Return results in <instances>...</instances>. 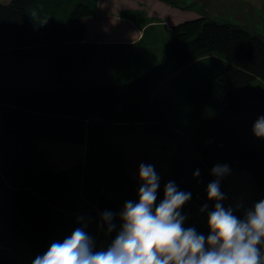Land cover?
<instances>
[{
  "label": "trees",
  "instance_id": "16d2710c",
  "mask_svg": "<svg viewBox=\"0 0 264 264\" xmlns=\"http://www.w3.org/2000/svg\"><path fill=\"white\" fill-rule=\"evenodd\" d=\"M98 3L0 0L3 222L37 256L77 228L93 239L95 250H106L121 230L125 203L138 202L141 186L112 137L118 114L127 129L139 127L173 142L156 204L170 181L190 193L185 204L200 205L207 217L182 205L185 229L207 238L208 215L217 203L209 200L207 187L219 179L228 195L225 178L236 169L249 174L254 192L241 205L220 203L243 220L264 200V146L248 142L231 115L245 100L264 104V34L208 15L178 37L174 27L129 7L121 16L140 26L135 41H87L86 20ZM43 138L83 143L84 154L56 168L39 146ZM216 165L229 171L216 177ZM105 212L113 216L111 232ZM259 247L264 254V243ZM0 264L15 263L0 251Z\"/></svg>",
  "mask_w": 264,
  "mask_h": 264
},
{
  "label": "clouds",
  "instance_id": "9594fccd",
  "mask_svg": "<svg viewBox=\"0 0 264 264\" xmlns=\"http://www.w3.org/2000/svg\"><path fill=\"white\" fill-rule=\"evenodd\" d=\"M254 129L264 135V117ZM228 171L227 166L216 165L212 174L221 177ZM139 178L138 202L125 203L121 230L106 250H95L93 239L77 228L62 242H53L34 264H264L259 247L264 243V200L239 219L220 203L224 195L219 179L212 181L208 198L217 203L208 215L210 234L205 238L195 229L183 227L185 218L178 210L190 193L178 190L170 181L157 205L160 177L154 167L142 163ZM102 219L111 232L115 228L112 214L105 212Z\"/></svg>",
  "mask_w": 264,
  "mask_h": 264
},
{
  "label": "rangeland",
  "instance_id": "374dc122",
  "mask_svg": "<svg viewBox=\"0 0 264 264\" xmlns=\"http://www.w3.org/2000/svg\"><path fill=\"white\" fill-rule=\"evenodd\" d=\"M129 7L144 9L166 26L174 27L178 37L184 36L192 25L200 23L208 15L238 22L264 34V0H99L94 17L88 21L87 35L97 41H135L140 36V26L121 16V11ZM163 90L156 91V94H161ZM145 103L143 100L142 105L145 106ZM231 117L236 129L246 135L248 142L264 146V135H258L254 129L257 120L264 117V104L245 100L238 113H233ZM112 137L124 154L127 170L137 181L141 183L139 166L142 163L152 165L159 177L166 173L167 158L174 148L173 142L139 127L127 129L119 114ZM179 139L187 154L193 156L190 143L183 137ZM39 143L56 168L78 161L84 154V144L80 142L43 138ZM225 186L229 194L222 192L224 199L220 202L230 207L244 204L254 192L249 174L240 169L225 178ZM182 207L195 215L207 217L204 208L196 203ZM0 251L15 264H34L38 257L1 217Z\"/></svg>",
  "mask_w": 264,
  "mask_h": 264
},
{
  "label": "crops",
  "instance_id": "0c3cea01",
  "mask_svg": "<svg viewBox=\"0 0 264 264\" xmlns=\"http://www.w3.org/2000/svg\"><path fill=\"white\" fill-rule=\"evenodd\" d=\"M94 16H92L91 18H93ZM91 18H89V19H91ZM89 19H87L86 20V40H89V41H96V42H106V41H97V40H95L94 38H92V37H90V36H88L87 35V29H88V21H89ZM112 42H119V41H112ZM41 140V139H40ZM40 140H39V142H40ZM40 144V143H39ZM40 146V145H39ZM42 149V148H41ZM45 153V152H44ZM46 154V153H45ZM47 155V154H46ZM48 157V156H47ZM49 159V158H48ZM50 160V159H49ZM50 162L52 163V165H54L53 164V162L50 160ZM70 164H68V165H66V166H63V167H67V166H69ZM59 168V167H58ZM60 168H62V167H60Z\"/></svg>",
  "mask_w": 264,
  "mask_h": 264
},
{
  "label": "water",
  "instance_id": "95a60500",
  "mask_svg": "<svg viewBox=\"0 0 264 264\" xmlns=\"http://www.w3.org/2000/svg\"><path fill=\"white\" fill-rule=\"evenodd\" d=\"M87 41H89V40H87Z\"/></svg>",
  "mask_w": 264,
  "mask_h": 264
}]
</instances>
